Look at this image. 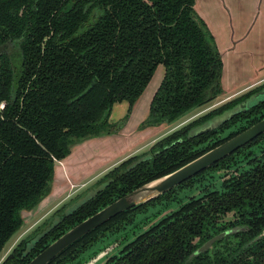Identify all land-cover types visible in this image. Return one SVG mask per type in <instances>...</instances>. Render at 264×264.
Segmentation results:
<instances>
[{
    "label": "trees",
    "instance_id": "trees-1",
    "mask_svg": "<svg viewBox=\"0 0 264 264\" xmlns=\"http://www.w3.org/2000/svg\"><path fill=\"white\" fill-rule=\"evenodd\" d=\"M194 3L0 0V46L17 48L15 55L0 52V254L23 225L22 212L49 193L54 164L75 143L117 132L159 65L164 76L142 127L172 123L222 92L221 56ZM262 87L122 161L96 182L106 183L102 189L70 214L62 213L32 247L27 243L35 235L22 238L1 264H26L101 207L263 118L264 101L211 132L188 136ZM122 101L128 103L125 116L110 123L112 106ZM198 186L197 194L175 197ZM228 229L235 231L193 254ZM116 236L130 239L105 264H264V134L170 191L112 217L49 264H78L94 244Z\"/></svg>",
    "mask_w": 264,
    "mask_h": 264
},
{
    "label": "crops",
    "instance_id": "crops-1",
    "mask_svg": "<svg viewBox=\"0 0 264 264\" xmlns=\"http://www.w3.org/2000/svg\"><path fill=\"white\" fill-rule=\"evenodd\" d=\"M194 10L213 36L221 56L222 92L220 94L227 92L225 94L228 95L227 97L230 98L233 95L237 97L263 85L264 0H195ZM158 72L161 74L158 85L148 97V104L144 106L143 114L140 115L137 107L133 105L130 115L117 132L90 137L72 145L69 154L54 164L50 191L31 209V212H45L49 204L45 206L43 201L47 196H52L53 201H56L69 189V183L87 179V176L82 177L81 168L91 165L98 157L111 155L113 151L111 157L115 158L101 166L95 171L96 174L89 176L90 178H95V175L111 167L114 168L129 157L143 153L142 148L149 149L162 138H158L159 133H153V130H158L157 127L161 124L141 126L148 117L151 100L164 76V70L160 68ZM150 81L152 82L153 79ZM151 82L147 84L148 87L146 86L145 90L150 87ZM119 103L121 102L114 105ZM123 106L126 109L122 107L119 109L118 120H109L110 123H115L125 116L128 103L126 105L123 103ZM148 136L150 137L146 141Z\"/></svg>",
    "mask_w": 264,
    "mask_h": 264
},
{
    "label": "water",
    "instance_id": "water-1",
    "mask_svg": "<svg viewBox=\"0 0 264 264\" xmlns=\"http://www.w3.org/2000/svg\"><path fill=\"white\" fill-rule=\"evenodd\" d=\"M264 101V87L256 90L248 97L237 102L233 107L227 109L223 113L216 115L207 119L204 123L192 128L189 131V137H196L214 129H217L226 121L231 120L235 115L249 111L252 107L256 106L258 103ZM264 134V117L248 126L236 135L228 138L224 142L218 144L217 146L207 150L198 157L192 159L191 161L179 166L178 168L165 173L159 177L149 180L142 185L132 189L126 194L114 199L112 202L101 207L93 214L82 219L79 223L75 224L64 233H62L55 240L50 242L44 249L37 253L33 258L29 260L26 264H49L58 255H60L67 247L72 245L74 242L96 229L103 223L110 220L112 217L119 213H122L130 208L136 207L147 201L155 199L160 195L170 191L172 188L180 185L189 178L195 176L201 171L208 169L216 162L224 159L225 157L231 155L233 152L239 148L250 143L260 135ZM181 141L178 139L173 141L169 145L164 146L160 150L154 151V154L159 153L161 150L171 147L176 142ZM149 157V156H148ZM142 157L141 160L145 159ZM105 182L100 185L95 186L92 191L86 193V195L81 198V200L75 202L70 207H68L63 213L70 214L73 210L83 204L86 200L90 199L98 190L105 186ZM60 215H55L54 219L50 222L48 226L38 232L34 238H32L28 243L27 247L30 248L33 244L45 233L48 232L59 220ZM229 231H224L219 235H215L204 242L200 247L197 248L195 254L205 251L211 247L212 243L216 241L220 236L228 233ZM109 244V243H108ZM106 244V245H108ZM108 254V249L104 246H100L95 254L89 253L86 255L78 264H96L101 259H103Z\"/></svg>",
    "mask_w": 264,
    "mask_h": 264
},
{
    "label": "rangeland",
    "instance_id": "rangeland-1",
    "mask_svg": "<svg viewBox=\"0 0 264 264\" xmlns=\"http://www.w3.org/2000/svg\"><path fill=\"white\" fill-rule=\"evenodd\" d=\"M2 51H6L10 55H15L17 52V48L14 47V45L12 43H10V44H5V45L0 46V52H2ZM160 68L162 70H164V67L162 65H159L157 67V69L155 70V73L153 74V77L151 78V80L153 79V81L152 82L150 81L151 82L150 87L147 90H144V93L134 103V107L135 106L137 107L138 113L140 115H142L144 112L143 111L144 106L146 107V105L148 104L147 103L148 97L151 95V93L156 89V87L158 85V81H159L160 76H161V74L158 72V69H160ZM225 94H227V92H225ZM225 94H223V95L219 94L218 96H216L214 99H212L208 103L188 112L187 114H185L184 116L180 117L178 120H176L172 123L161 124L160 126L157 127L158 130H153V133L154 134L159 133L158 138H161V137L163 138V136L164 137L167 136L171 132L181 128L182 126L186 125L187 123L197 119L198 117L204 115L208 111L218 107L219 105L228 101L230 98L234 97V95H233L232 97L229 98V97H227L228 95H225ZM123 103H124V105H126L127 102H121L119 104H116L119 106L114 105L112 107V110H111V113L109 116V120H111V121L112 120H115V121L118 120L117 118H119V117H117V115L119 113V109H122V108L124 110L126 109V107L123 106ZM120 104H122V106H120ZM149 137L150 136L146 137V141L148 140L147 138H149ZM156 137H157V134H156ZM141 150H143V152H144L148 149L142 148ZM103 154H105V153H103ZM112 154H113V151H112L111 155H105L103 158L98 157L91 165L85 166L84 168H81L82 172H80V173L83 174L82 177L87 176L89 179L88 178L85 180L81 179V181H73V182L69 183V189H67L63 193L61 192L62 194L57 198L56 201H53L52 196H47V198H45L43 201V203L46 204L45 206H48V204H49V206L47 207V210L45 212H43V213L42 212L41 213L34 212V211L31 212V210H30V212L29 211L28 212L23 211L22 217H23L24 223L20 227V229L17 232H15L11 236V238L7 241V243L5 244L3 250L0 254V264L22 238L26 237L25 240L32 238L34 235H36L38 232H40L42 229H44L46 226H48L50 224V222L54 219L55 215H61L68 207H70L75 202L81 200V198H83L86 195V193H88L89 191H92V189L98 184L96 182L99 181L101 178H103L104 175L108 171H110L112 167L110 169H107L105 172L98 173L97 175H95V178H93V177L90 178L89 176L96 174L95 173L96 170L100 169L101 166H104L105 164L110 162L113 158H115V157H111ZM109 156L111 158H109ZM218 173L221 175L222 172L220 171V172H217L215 174L216 177L213 180L216 183H219ZM201 186L180 190L176 193L175 197L185 199L186 195H191L193 193L197 194L198 191H196V189L201 187ZM152 211H156V210H150L148 213H150ZM118 239L119 240L121 239L120 245L118 247L114 248V250L112 252L110 251L107 256H111L112 254L117 253V250L119 248H121L129 240V239L124 240L121 237H119ZM102 242H99L96 245L94 244V246L91 247L90 249H95L97 246H101L103 244ZM90 249H88V252L86 251V253H89ZM105 261H106V257L103 258L101 261H99L96 264H105Z\"/></svg>",
    "mask_w": 264,
    "mask_h": 264
},
{
    "label": "flooded vegetation",
    "instance_id": "flooded-vegetation-1",
    "mask_svg": "<svg viewBox=\"0 0 264 264\" xmlns=\"http://www.w3.org/2000/svg\"><path fill=\"white\" fill-rule=\"evenodd\" d=\"M242 95H243V94H242ZM237 97H239V96H237ZM237 97H235V98H237ZM235 98H233V99H235ZM230 100H231V99H230ZM228 101H229V100H228ZM240 132H241V131H240ZM143 224H144V223H143ZM143 224H142V225H143ZM139 230H140V228H139ZM225 231H229L228 233H232V232L235 231V230H234V229H228V230H225ZM223 232H224V231H221V232H219V233H217V234H215V235H219V234H221V233H223ZM228 233H226V234L220 236L216 241H214V242L212 243L211 247H209V248L206 249L205 251L211 249V248L214 246V244H215L217 241L220 240V238L224 237V236L227 235ZM215 235H213V236H215ZM213 236H212V237H213ZM118 238H119L118 236H116V237H111V238L108 239V241H105V242L102 244V245L104 246L105 249H106V248L108 249V254H109L110 251L112 252V251L114 250V248H116V247H118V246L120 245V241H121V239L119 240ZM210 238H211V237H210ZM210 238H209V239H210ZM110 239H111V240H110ZM125 239L128 240V239H130V238L127 237V238H125ZM207 240H208V239H207ZM207 240H206V241H207ZM206 241H205V242H206ZM108 243H109V244H108ZM203 243H204V242H203ZM203 243H202V244H203ZM106 244H108V245H106ZM202 244H201V245H202ZM102 245H101V246H102ZM201 245H200V246H201ZM200 246H198V247H200ZM99 247H100V246H97V247H96L95 249H93L90 253L95 254V253L98 251ZM198 247H197V248H198ZM197 248H196V250H197ZM119 249H120V248H119ZM119 249H118V250H119ZM118 250H117V252H118ZM196 250H195V251H196ZM203 252H204V251H203ZM200 253H202V252H200ZM108 254H107V255H108ZM193 254H195V252H194ZM198 254H199V253H198ZM107 255L105 256V257H106V260L110 257V256H107ZM112 255H113V254H112ZM195 255H196V254H195ZM105 257H104V258H105ZM101 260H102V259H101ZM105 262H106V261H105Z\"/></svg>",
    "mask_w": 264,
    "mask_h": 264
}]
</instances>
